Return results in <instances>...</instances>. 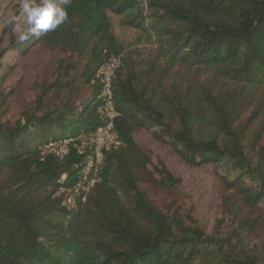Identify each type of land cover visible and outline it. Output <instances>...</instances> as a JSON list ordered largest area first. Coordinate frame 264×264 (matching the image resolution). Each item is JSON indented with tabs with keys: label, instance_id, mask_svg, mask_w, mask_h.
I'll return each instance as SVG.
<instances>
[{
	"label": "trees",
	"instance_id": "obj_1",
	"mask_svg": "<svg viewBox=\"0 0 264 264\" xmlns=\"http://www.w3.org/2000/svg\"><path fill=\"white\" fill-rule=\"evenodd\" d=\"M58 4L68 18L56 30L21 41L13 18L0 37V264H264V0ZM114 18L155 44L152 61L127 53ZM34 47L68 57L14 119L18 85H3ZM119 55L122 145L104 152L82 202L79 138L103 124L93 80ZM142 131L186 165L214 167L222 202L213 229L182 181L136 142ZM64 141L60 159L49 145Z\"/></svg>",
	"mask_w": 264,
	"mask_h": 264
},
{
	"label": "rangeland",
	"instance_id": "obj_2",
	"mask_svg": "<svg viewBox=\"0 0 264 264\" xmlns=\"http://www.w3.org/2000/svg\"><path fill=\"white\" fill-rule=\"evenodd\" d=\"M21 5L22 0H0V37L3 36V30L13 18H17L16 34L21 35V32L25 30L27 25L21 15ZM119 22L118 18H114L116 34L120 42L125 45L127 53L132 54L136 61L143 64L152 61L156 52L155 44L139 30L121 28ZM7 44L8 39L3 42V46ZM67 57L61 52H51L40 47H34L26 52L16 72L3 85V89L6 90L15 84L18 85L17 92L9 104L12 118L17 119L21 107L35 100L34 85L46 79L50 80L48 76L54 71L60 59ZM71 75L74 77L79 75V72H72ZM87 97L88 95L84 94L83 100ZM135 139L141 148L150 153L154 164L162 162L182 181L184 190L193 198L196 205V218L202 226L209 230L213 229L221 215L222 202L221 186L214 167L205 165L195 168L186 165L168 146L159 144L147 131L137 133Z\"/></svg>",
	"mask_w": 264,
	"mask_h": 264
},
{
	"label": "built area",
	"instance_id": "obj_3",
	"mask_svg": "<svg viewBox=\"0 0 264 264\" xmlns=\"http://www.w3.org/2000/svg\"><path fill=\"white\" fill-rule=\"evenodd\" d=\"M121 63L122 55L111 57L97 70L93 80V84L100 83L102 87L97 99L102 103L99 112L103 124L96 129L92 136H81L79 138L81 145L78 146V151L79 154L85 156L84 171L81 181L77 186L78 194L83 197L82 202L86 201L85 195H87L96 184V180L90 177L103 163L104 152L122 145V141L116 130L115 120L117 118V113L113 102V79ZM70 142L71 141L53 143L49 145V148L53 150L57 157L63 159L69 153L68 144ZM69 203L74 204L71 199Z\"/></svg>",
	"mask_w": 264,
	"mask_h": 264
},
{
	"label": "clouds",
	"instance_id": "obj_4",
	"mask_svg": "<svg viewBox=\"0 0 264 264\" xmlns=\"http://www.w3.org/2000/svg\"><path fill=\"white\" fill-rule=\"evenodd\" d=\"M21 6V15L27 25L26 30L21 32V41L54 31L68 18L66 9L59 6L58 0H22Z\"/></svg>",
	"mask_w": 264,
	"mask_h": 264
}]
</instances>
